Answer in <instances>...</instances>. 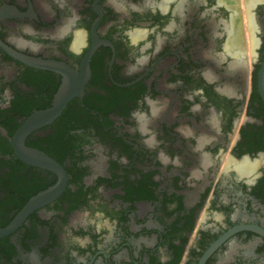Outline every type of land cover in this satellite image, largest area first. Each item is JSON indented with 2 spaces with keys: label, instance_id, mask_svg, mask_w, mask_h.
<instances>
[{
  "label": "flooded vegetation",
  "instance_id": "flooded-vegetation-1",
  "mask_svg": "<svg viewBox=\"0 0 264 264\" xmlns=\"http://www.w3.org/2000/svg\"><path fill=\"white\" fill-rule=\"evenodd\" d=\"M263 69L264 0H0V228L60 181L14 136L89 75L25 140L66 186L0 264H264Z\"/></svg>",
  "mask_w": 264,
  "mask_h": 264
},
{
  "label": "water",
  "instance_id": "water-1",
  "mask_svg": "<svg viewBox=\"0 0 264 264\" xmlns=\"http://www.w3.org/2000/svg\"><path fill=\"white\" fill-rule=\"evenodd\" d=\"M27 64L31 66H42L47 68L61 67L60 65L52 62H44L36 59H23ZM87 67V65H86ZM68 73V80L62 85L54 104L51 108L43 111H38L32 114L18 130L14 136V148L18 157L24 160L26 163L46 168L47 170L53 171L58 174L60 181L54 188H51L47 192L41 194L40 196L34 198L26 208L17 216L16 220L7 228H0V238L6 237L12 234L22 223V221L32 213L41 203L49 202L56 197H58L66 186L65 172L62 167L57 164L53 159L44 154L41 151L35 149H29L25 146L26 138L34 131L52 124L64 111L67 104L72 100V98L80 96L82 94V89L86 79L89 75L84 74L81 76V81L75 80L71 71H66ZM264 72V69H263ZM264 75H262L263 77ZM84 80V81H83ZM78 81V82H77ZM261 92L264 95V83L260 84Z\"/></svg>",
  "mask_w": 264,
  "mask_h": 264
}]
</instances>
